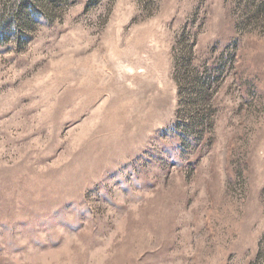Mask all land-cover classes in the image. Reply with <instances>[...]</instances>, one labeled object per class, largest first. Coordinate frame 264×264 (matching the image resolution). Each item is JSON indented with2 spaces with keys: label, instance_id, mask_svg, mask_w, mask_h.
Masks as SVG:
<instances>
[{
  "label": "rangeland",
  "instance_id": "374dc122",
  "mask_svg": "<svg viewBox=\"0 0 264 264\" xmlns=\"http://www.w3.org/2000/svg\"><path fill=\"white\" fill-rule=\"evenodd\" d=\"M0 264H264V0H0Z\"/></svg>",
  "mask_w": 264,
  "mask_h": 264
}]
</instances>
